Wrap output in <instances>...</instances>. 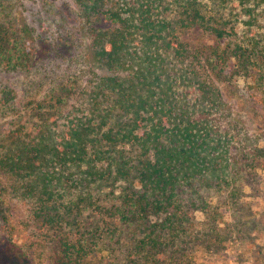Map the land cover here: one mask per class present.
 <instances>
[{
  "label": "trees",
  "instance_id": "trees-1",
  "mask_svg": "<svg viewBox=\"0 0 264 264\" xmlns=\"http://www.w3.org/2000/svg\"><path fill=\"white\" fill-rule=\"evenodd\" d=\"M72 1L77 25L55 49L40 35L35 49L10 48L0 24L7 71L50 58L76 71L22 115L0 99V119L13 120L0 132V171L51 232L50 263L192 264L198 251L246 250L257 225L237 193L253 158L220 85L264 87V0ZM194 27L216 45L192 54L181 37ZM77 34L88 51L66 59L61 43L81 45ZM215 197L233 217L219 229ZM10 241L0 237V264H33Z\"/></svg>",
  "mask_w": 264,
  "mask_h": 264
},
{
  "label": "rangeland",
  "instance_id": "rangeland-1",
  "mask_svg": "<svg viewBox=\"0 0 264 264\" xmlns=\"http://www.w3.org/2000/svg\"><path fill=\"white\" fill-rule=\"evenodd\" d=\"M76 14L77 6L72 0H0V24H5L11 31L10 48L15 43H25L27 48L35 49L38 43L36 45L33 38L40 35L46 42L45 49H55L59 31L62 28L71 31L70 28L77 25ZM261 28L264 29V21L261 22ZM77 36L83 39L81 45L77 44L78 39L74 41L69 38L61 43L62 48L59 51L63 52L66 59L73 56L75 50L88 51V38L79 34ZM181 39L194 55L197 49L216 45L213 36L199 27L186 31ZM227 42L228 40H218L219 45ZM70 43L72 46L69 47ZM49 60L36 62L28 73L7 71L6 60L1 62L0 99L9 100L13 104L14 115H22L47 96L49 90L56 85L71 84L68 75L76 71L67 69L66 61L53 58ZM194 63L201 64L197 60H193L191 64ZM220 89L230 117L237 122L236 138L249 150L253 158L252 168L248 167L246 170L250 174L247 177L244 176L245 171L239 174L243 177L240 179L242 188L237 197L241 198L239 201L243 205V211L256 222L257 227L252 229L255 231L248 239L246 250L240 246L225 244L224 248L217 251H198L192 264H264V87L256 89L249 81L237 78L231 85L221 84ZM10 122L13 123L11 114L2 117L0 132L6 130ZM255 147L258 152H250ZM14 183L16 182L12 176L0 171V218H4L0 223V237H7L17 249L25 250L33 264H51V232L37 225L28 206L18 197L16 191H12ZM120 185L113 184L106 191L113 190L117 193ZM226 193L229 192L226 190ZM222 197H215L212 201V206L218 210L217 229L223 228L224 222L233 220L232 214L228 216L224 211L226 204ZM197 217L198 221L204 219L203 215Z\"/></svg>",
  "mask_w": 264,
  "mask_h": 264
}]
</instances>
